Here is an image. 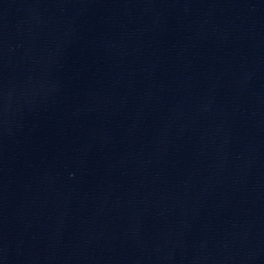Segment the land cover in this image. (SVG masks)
Wrapping results in <instances>:
<instances>
[{"label":"water","instance_id":"water-1","mask_svg":"<svg viewBox=\"0 0 264 264\" xmlns=\"http://www.w3.org/2000/svg\"><path fill=\"white\" fill-rule=\"evenodd\" d=\"M0 264H264V0H0Z\"/></svg>","mask_w":264,"mask_h":264}]
</instances>
